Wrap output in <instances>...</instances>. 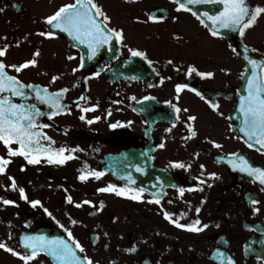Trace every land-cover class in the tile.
I'll return each mask as SVG.
<instances>
[{
  "label": "flooded vegetation",
  "instance_id": "1",
  "mask_svg": "<svg viewBox=\"0 0 264 264\" xmlns=\"http://www.w3.org/2000/svg\"><path fill=\"white\" fill-rule=\"evenodd\" d=\"M260 1L250 0L254 8L264 6V0ZM73 2L0 0V8L4 9L0 12V48L8 46L0 60L5 65H20L35 59V66L19 73L12 68L6 71L24 84L47 88L49 92L68 89L62 102L71 114L49 119L47 112L38 123L50 125L41 130L54 141V149H77L76 158L64 165H28L23 157H10L12 162L0 174V185L5 186L0 187V198L16 204L5 206L0 201V242L23 254L27 249L21 247V241L26 235L69 239L60 227L64 225L85 249L83 253L77 250L78 255L89 257L93 264H228L229 259L234 264H264V191L258 181L228 164V154L239 153L253 166L264 168V150L249 148L239 133L241 122L232 118L236 105L246 96L242 91L246 64L237 42L211 35L192 13L177 11L173 0H94L109 17L106 26L120 30L122 39H117L115 53L112 39L95 58L88 60L82 52L88 51L85 45L76 40L71 43L66 34L53 32L45 20L61 6ZM153 16L163 19H152ZM194 21L206 33L200 30L194 34ZM49 31L54 33L52 37L39 35ZM131 31L143 36L146 43H137L131 38ZM210 35L214 40L227 42L232 51H210L208 47L201 51ZM240 39L243 41L241 36ZM163 42L174 51H163ZM183 46L186 51H182ZM247 46L264 61V51H253ZM129 49L144 52L147 59L131 57ZM69 56L74 58L68 59ZM189 66L214 76L201 78L196 72L189 76ZM96 72L100 75L95 76ZM54 76L58 77L55 82ZM162 77L165 79L161 83ZM178 84L189 87L177 94ZM81 96L87 99L80 101ZM133 96L135 100L131 99ZM12 99L17 101V97ZM209 101L215 102L217 108L213 109ZM95 105L98 107L94 111L80 110ZM176 108L181 111L177 113ZM81 114L85 121L79 119ZM96 116L101 119L86 123ZM115 122L121 126L109 128ZM191 130L196 131L195 137H190ZM211 141L222 147H214ZM12 147L18 145L13 143ZM0 156L8 158L2 143ZM173 161L191 167L172 168ZM136 166L144 171L136 172ZM82 169L105 174L100 179L89 176L81 181L78 176ZM209 173H217L218 178L209 179ZM128 174L135 181L129 187L146 190L142 201L97 191L109 183L127 185ZM9 177L15 178L17 190L11 189ZM196 177L207 183L199 185L202 191H188L198 184ZM21 187L28 200L20 198ZM180 187L186 189L183 197ZM153 192L162 194L159 198L164 210L188 213L180 223L199 219L201 226L208 227L200 232L175 227L164 219L160 205L148 202L153 199ZM68 196L72 197L71 203L66 201ZM250 197L259 203L252 204ZM31 200L41 201L42 207L33 208ZM86 200L95 207L75 206ZM254 208L259 211L254 212ZM133 246L135 251H126ZM217 250L223 255H218ZM0 264L24 262L0 249ZM28 264L54 262L48 255L38 253Z\"/></svg>",
  "mask_w": 264,
  "mask_h": 264
},
{
  "label": "snow or ice",
  "instance_id": "2",
  "mask_svg": "<svg viewBox=\"0 0 264 264\" xmlns=\"http://www.w3.org/2000/svg\"><path fill=\"white\" fill-rule=\"evenodd\" d=\"M178 5L177 11L184 10L192 13L194 16H197L201 20V23L205 27H209L203 17H206L208 21H211V26L209 28L211 35L218 36L222 35L220 29H230V30H239V34L243 37L245 29L251 27L256 22L258 16L264 14V6H256L254 9H250L246 0H219L223 5V10L215 13L209 14L204 12L201 15H198L190 5H198L201 3L216 2V0H174ZM4 9L0 8V12H3ZM100 17H103L101 20ZM152 19H163V17H151ZM46 23L52 29H59L74 40L78 41L79 44H83L88 49L86 56L88 60L95 58L100 49L115 37L116 39H122V33L120 30L110 29L106 26L105 21L109 20L101 10V8L94 2V0H74L73 3L65 4L61 6L54 14L45 18ZM39 35L52 37L53 32H40ZM6 39V37H4ZM7 45L4 48H0V57L5 55ZM235 52L236 49L233 48ZM253 51H256L253 49ZM131 57H142L147 59L146 54L142 51L129 49ZM39 53H34L38 55ZM74 57L69 56L68 59H73ZM248 64L252 66V77L247 80V95L241 98L240 101V111L243 113L242 127L241 132L247 137V144L249 148L255 147V145H260L258 151L264 150V75H259L257 69L264 71V61H257L255 59H249L245 57ZM84 57H81L80 68L84 66ZM151 64V61H148ZM171 63V61H169ZM37 61L35 59L26 61L20 65H5V63L0 60V143H2L6 149L7 157L0 156V174L6 172L7 166L12 162L10 157L20 156L23 157L28 165H37L42 162L47 164H56L64 165L67 161L75 159L76 148H66L60 147L54 149L51 145L54 141L47 136L41 129L49 127L50 125H44L38 123L39 118L43 117L45 113L37 107L36 103H28V99L32 98L39 101L41 104L47 105L50 109L48 118L51 119L53 116L61 114H71L70 109L62 102L64 94L68 91L67 88L60 89L56 92H49L47 88L43 89V94L39 86L33 84H24L16 75H10L6 68H12L16 73L21 72V70L26 69L27 67L35 66ZM78 69H73L77 71ZM178 70V69H177ZM196 72L201 78H211L214 76L212 72H198V70L189 66L187 74L191 76L192 73ZM95 76H99L100 73H94ZM58 77H53L52 81ZM165 78H161V83ZM187 84H178L175 86V91L179 94L182 90L188 88ZM191 91L195 92L197 95L204 98L202 93L197 89L192 88ZM34 93V95H33ZM12 97H19L24 102L17 103L14 102ZM178 98V95H177ZM80 101L86 100L87 97L81 96L78 98ZM135 100L136 97H131ZM145 100L152 99L151 97H145ZM213 109L217 108V104L213 101H209ZM77 107H80L77 103ZM98 105L91 107L81 108L82 113H87L89 111H94ZM143 111L144 109H140ZM136 111V109H134ZM175 111L178 113L181 111L179 108H176ZM186 111V109H185ZM108 115H111V112H108ZM222 115V113H221ZM79 119L85 121L86 117L81 114ZM101 117L96 116L91 120H87L86 123L92 124L95 121H99ZM189 120H194L195 117H189ZM131 123V122H128ZM121 126L120 122H115L109 124V128L116 129ZM170 130V129H169ZM197 135L196 131L191 130L190 137H195ZM18 145V147L13 148L12 144ZM214 147H222L220 144L215 141H211ZM161 148L164 147V144L159 145ZM82 151V149H81ZM65 153H67L65 155ZM198 156V154H195ZM228 164L233 170H238L242 173L247 174L249 177L253 178V181H258L261 185V191H264V168L253 166L250 161L239 153H229L228 154ZM223 159V158H221ZM172 168L187 169L191 165H186L183 162L173 161L170 163ZM204 165H200L201 169H204ZM21 170H24V166H21ZM81 174L78 176V179L85 181L89 176H94L96 179H100L105 173L103 171H94L88 172L86 169L80 170ZM136 172H143L144 169L140 166L135 167ZM203 172H201V177ZM201 177H196L198 184L195 186L189 187L188 191L193 190H203L199 188V185L207 183L206 180H203ZM209 179L218 178L217 173H209ZM11 180V189L17 190V184L14 177H9ZM128 184L125 186H117L109 183L106 187L98 188V192L103 193H114L117 196L127 197L134 201H142L143 193L146 191L144 188H131L128 185L135 184L131 174L127 176ZM159 181V178H157ZM164 183L163 181H159ZM211 186V185H209ZM0 187H5L0 185ZM7 190V188H5ZM20 198L23 200H28L24 188L18 189ZM186 189L184 187L179 188V194L183 197ZM134 193V194H133ZM153 199L149 200V203H155L161 206L163 217L165 220L169 221L175 227L184 229L190 232H200L204 228H207L208 225L204 224L201 226V221L199 219L192 220L189 223H180V219L187 216L188 213L180 211L178 213H170L167 210L163 209L161 204L160 195L158 193H151ZM2 204L15 205L16 202L11 199L0 198ZM66 201L71 203L72 197H66ZM171 202V201H170ZM204 201H201L203 203ZM250 202L252 204H258L259 201L255 198L250 197ZM30 204L33 208L40 205L42 207L41 201L31 200ZM83 204H89L92 207L95 205L91 201H83L79 204H76V207H81ZM103 207V202H101V208ZM189 207H191L189 205ZM45 213L51 216V213L47 209H44ZM196 213L200 212V208L195 209ZM254 212H258V208L253 209ZM173 216H176L177 219H173ZM75 223V221H71ZM61 228H64V231L67 233L69 239L63 237H53L49 238L43 235H26L21 241V247L27 249L26 253H21L15 251L13 248L8 247L5 243L0 242V249H5L7 252L12 253L13 255L20 258L24 264H28V261L34 259L38 253H44L53 259L54 264H93L92 260L87 256H80L79 253H83L85 249L83 246L72 237L70 230L60 225ZM71 240V242H70ZM78 250V251H77ZM136 248L126 249L128 252L135 251ZM218 255H223L217 250ZM228 264H234V261L229 259Z\"/></svg>",
  "mask_w": 264,
  "mask_h": 264
},
{
  "label": "water",
  "instance_id": "3",
  "mask_svg": "<svg viewBox=\"0 0 264 264\" xmlns=\"http://www.w3.org/2000/svg\"><path fill=\"white\" fill-rule=\"evenodd\" d=\"M246 3L248 4L249 8L250 9H254L253 6L251 5L250 3V0H246ZM190 7L193 9L194 12H196L198 15H201L204 13V12H208L209 14H215V13H218L220 11L223 10V5L219 2V0H216V2H209V3H201V4H198V5H190ZM203 19L205 20V23H207L209 25L208 28H210L211 26V21H208L206 17H203ZM52 31L54 32H57V33H63V34H66V36L68 37V40L72 43L74 42V39L69 36L67 33L59 30V29H52ZM220 32L222 33V35H218V36H223V37H226V38H229V39H233L237 42V47L238 49L240 50L241 54H242V57L244 59V62L246 64V76L245 78L243 79V88H242V91L243 93L245 92L244 95H247V80L248 79H251L252 77V66L250 64H248L247 60L245 59V57H248L249 59H255L257 61H263L261 58L255 56L254 54H252L249 50V48L243 43L241 42L239 39H238V36L240 35L239 34V30H230V29H220ZM113 42H114V53L116 52L117 48L115 47L116 46V38L114 37L113 38ZM83 52V55L85 57L87 51H82ZM257 72L259 75H263V71H261L260 69H257ZM41 92L43 94V88H41ZM34 95V93H33ZM15 102V101H14ZM17 103H22L24 102L21 98L17 97ZM28 103H36L37 104V107H39L44 113H47L50 111L49 107L47 105H44V104H41L39 101L35 100V99H32V98H29ZM233 118L235 116V119L238 120V122H241V126H239V130L241 129L242 127V121H243V113L240 111V102L238 103V107H236V114L235 112L232 114ZM40 118H43V117H40ZM39 118V119H40ZM242 138L247 142V137L245 136V134L241 131H239ZM256 148H260L261 146L260 145H255Z\"/></svg>",
  "mask_w": 264,
  "mask_h": 264
},
{
  "label": "rangeland",
  "instance_id": "4",
  "mask_svg": "<svg viewBox=\"0 0 264 264\" xmlns=\"http://www.w3.org/2000/svg\"><path fill=\"white\" fill-rule=\"evenodd\" d=\"M262 1L263 0H261L260 3ZM197 25H198V23H196V21H194V34L200 30H204V32L206 33V31L203 27H199V26L197 27ZM182 27L184 28L186 26H182ZM142 37L143 36H139L138 34L131 31V38L135 39L137 43H142V44L146 43V41L143 42ZM204 38H205V36H204ZM242 39L252 49H255L256 51H264V14H261L260 16H258L254 25L245 29V32H244ZM202 41H203V39L201 37L200 42H202ZM204 41H205V47L201 51H205V49L207 47H208V49H210V51H232V48L230 47V45L228 46L227 42L222 41V40H218V39L214 40V38L211 35L208 38V40H204ZM200 42H199V46H200ZM147 43H149V40L147 41ZM163 44H164L163 45V51H174V49L171 48V45H167V44H165V42H163ZM185 48L186 47L183 46L182 51H186Z\"/></svg>",
  "mask_w": 264,
  "mask_h": 264
}]
</instances>
